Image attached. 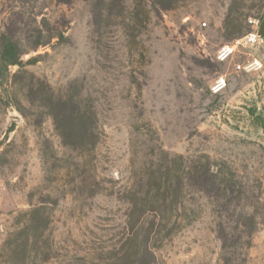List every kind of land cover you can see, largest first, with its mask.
Segmentation results:
<instances>
[{"label":"rangeland","instance_id":"rangeland-1","mask_svg":"<svg viewBox=\"0 0 264 264\" xmlns=\"http://www.w3.org/2000/svg\"><path fill=\"white\" fill-rule=\"evenodd\" d=\"M112 2L0 0V50L21 58L0 65V264H264V37L218 61L260 31L264 0ZM79 111L94 135L64 138ZM179 156L210 158L232 204L146 200V172ZM154 222L142 259L133 235Z\"/></svg>","mask_w":264,"mask_h":264},{"label":"trees","instance_id":"trees-1","mask_svg":"<svg viewBox=\"0 0 264 264\" xmlns=\"http://www.w3.org/2000/svg\"><path fill=\"white\" fill-rule=\"evenodd\" d=\"M72 0H59L62 3H69ZM145 2H152V5L159 10L167 11L173 8L175 0H143ZM105 4L113 3L112 0H103ZM124 3V2H123ZM126 6L121 7V14L124 15L126 11ZM157 9V10H158ZM1 46L0 50V65L9 68L13 66H18L20 64L19 49L16 43L11 40H6ZM58 107L65 108L66 102L59 100L57 103ZM88 114L81 113H71L70 115H65L61 118L60 130L62 131V136L67 138L74 133V127L77 128V132L81 137L86 138L89 134V129L85 125V121L89 119ZM62 126V127H61ZM94 135V134H93ZM90 135V136H93ZM178 166L166 165L165 167H158L156 169L149 170L146 172L145 178H142L141 182H145L148 189L146 190L144 196L146 200H150L152 205L158 207L167 208L171 205V208L178 211L181 208L185 209V199L187 190L198 193L205 197H214L217 200H227L229 204H232L234 200L235 193V183L230 179H226L222 171L217 169V166L206 157L203 159H188L183 156L178 158ZM246 194V192H241ZM227 203V205H228ZM173 206V207H172ZM156 207V208H158ZM147 211L139 216L142 217ZM156 212V211H152ZM245 218L250 220L253 225H255V232L258 231V224L256 223V218L254 215H246ZM139 221V219H138ZM154 224L151 226L150 230L143 237L142 244H138V238L140 232L133 235L134 244L136 248V254L141 255L142 259H148L154 257V252L150 247L151 236L153 232ZM134 231V227H132ZM137 230V228H136ZM139 231V229H138ZM252 234L249 235V241L247 243V248L251 245ZM227 239V238H226ZM225 237H221V240L226 241Z\"/></svg>","mask_w":264,"mask_h":264},{"label":"built area","instance_id":"built-area-1","mask_svg":"<svg viewBox=\"0 0 264 264\" xmlns=\"http://www.w3.org/2000/svg\"><path fill=\"white\" fill-rule=\"evenodd\" d=\"M259 32L257 31L255 33H251L248 36H246L244 39L236 42L234 45H229V46L224 47L219 52L218 61L221 63L226 62L228 59H230L234 55L236 48L239 45H242L243 43H245V44L256 43L257 39L260 38ZM226 88H227V82L224 78H221L215 82V84L211 88V91L214 95H218V94L222 93L223 91H225Z\"/></svg>","mask_w":264,"mask_h":264},{"label":"water","instance_id":"water-1","mask_svg":"<svg viewBox=\"0 0 264 264\" xmlns=\"http://www.w3.org/2000/svg\"><path fill=\"white\" fill-rule=\"evenodd\" d=\"M260 37H264V25H262L260 32H259Z\"/></svg>","mask_w":264,"mask_h":264}]
</instances>
